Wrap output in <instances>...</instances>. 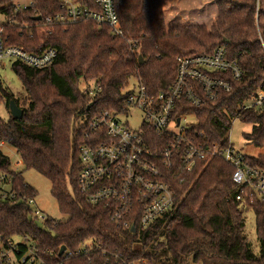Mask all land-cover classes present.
Masks as SVG:
<instances>
[{"label": "trees", "instance_id": "trees-1", "mask_svg": "<svg viewBox=\"0 0 264 264\" xmlns=\"http://www.w3.org/2000/svg\"><path fill=\"white\" fill-rule=\"evenodd\" d=\"M13 1L0 0V11L13 21L0 24L8 43L32 53L54 48L57 59L45 70L12 63L27 95L22 103L0 83V104L5 102L9 113L8 119L0 118V142L14 149L23 168H14L0 152V174L13 176L15 189L34 198L37 192L23 173L35 171L47 179L66 219L41 225L29 218L26 205L0 202V234L30 236L45 264H264V208L259 202L242 206L235 201L244 190L232 181L235 168L223 159L200 163L193 174H184L188 182L177 186L175 212L145 230L135 223L136 233L112 221L104 205L90 204L78 186L89 119L100 111L122 112L125 87L132 79H141L154 92L167 90L178 57L211 55L221 46L243 76L216 101L199 107L181 104L182 112L195 118L188 134L227 145L240 119L252 126L245 140L263 148L264 101L258 109H245L244 103L264 92V0H213L217 17L210 29L198 24L167 28L163 0H115L121 37L93 21L66 27L54 23L48 35L35 27L34 19L60 13L58 0H30L17 12ZM94 83L101 90L89 96ZM12 101L22 110L21 119L11 116ZM244 158L250 167L264 171V155ZM249 212L254 215L258 254L246 234ZM88 243L90 251L75 254Z\"/></svg>", "mask_w": 264, "mask_h": 264}, {"label": "built area", "instance_id": "built-area-1", "mask_svg": "<svg viewBox=\"0 0 264 264\" xmlns=\"http://www.w3.org/2000/svg\"><path fill=\"white\" fill-rule=\"evenodd\" d=\"M58 1L60 13L46 18L37 16L41 20L35 21V26L46 29L42 32L50 35L49 28L54 23L66 27L93 21L108 27L114 37L123 35L115 0H89L91 5L83 0ZM30 4L29 1L19 8L14 3L15 12ZM56 59L54 48L32 53L9 44L4 27L0 26V62L11 60L45 70ZM176 63V76L167 90L151 91L141 79L134 78L125 87L122 112L100 111L87 122L89 139L80 148L79 190L90 204L104 205L112 221L130 232L132 227L137 232L135 223L145 230L174 213L179 205L177 186L188 182L184 174H193L200 163L214 158L223 159L235 168L232 181L244 190L235 196V201L242 206L247 201L259 202L264 208V171L250 167L245 155L234 149L230 138L227 145H222L190 136L188 130L195 118L182 112V103L199 107L206 101H216L221 93H228L232 81L242 78L241 67L227 58L222 46L211 55L178 57ZM100 90V84L94 83L88 94L94 96ZM263 101L264 92L259 91L244 103V108H261ZM132 111L141 115L137 128L129 125ZM151 131L159 138H153ZM8 147L0 142V152L5 156L8 155L4 149ZM13 163L15 168H20L19 159ZM0 202L26 205L30 209L29 218L38 224L51 219L37 206L36 198L15 189L10 174H0ZM90 246L88 243L75 254L87 253ZM71 255L68 252L67 256ZM0 264L45 262L30 236L7 238L0 234Z\"/></svg>", "mask_w": 264, "mask_h": 264}, {"label": "rangeland", "instance_id": "rangeland-1", "mask_svg": "<svg viewBox=\"0 0 264 264\" xmlns=\"http://www.w3.org/2000/svg\"><path fill=\"white\" fill-rule=\"evenodd\" d=\"M29 1L30 0H14L12 3L19 6L22 4L24 6L27 5ZM16 8L17 6L14 8V11H16ZM19 8L22 7L20 6ZM163 8L167 28L175 25L198 24L205 25L208 29H210L217 17V8L213 3V0H163ZM6 22L7 17L0 11V24ZM23 25L24 24L21 23V26ZM35 27H37L40 31H46V29L41 25ZM49 29L52 31L51 28ZM12 63L13 61L11 60L0 62V83L5 89L13 93L15 98L19 99L22 103L27 95L21 81L11 69ZM130 115V127L137 128L141 120L140 113L132 111ZM8 117L9 113L5 108V102L1 103L0 118L8 119ZM121 120L123 121V119ZM251 128L252 126L250 124H247L240 119L235 120L229 134L230 141L232 142L234 149L243 155L255 157L258 155H264V147H255L249 144L244 138V134L249 133ZM4 151L11 159V162L16 163L18 161V157L13 148L8 147L5 148ZM20 169L23 170L22 167ZM23 177L26 183L37 192V206L44 212V214L53 220L60 222L64 221L66 216L61 215L59 212L58 204L51 194L50 182L41 175L37 174L35 171H26L23 173ZM246 234L252 243L255 253L258 254L260 248L255 232V220L252 212L247 214Z\"/></svg>", "mask_w": 264, "mask_h": 264}, {"label": "water", "instance_id": "water-1", "mask_svg": "<svg viewBox=\"0 0 264 264\" xmlns=\"http://www.w3.org/2000/svg\"><path fill=\"white\" fill-rule=\"evenodd\" d=\"M34 20L35 21H40L41 20V17H36ZM139 61H140V64L143 63V59L141 57L139 58ZM91 107H92V105H90L88 107V109H90ZM9 111H10L11 116L14 119H21V117H22V110L15 104V102H13V101L10 102V104H9ZM131 232H133V233L135 232V228L134 227H132ZM64 251H65V248L62 247L60 249V254H62Z\"/></svg>", "mask_w": 264, "mask_h": 264}]
</instances>
